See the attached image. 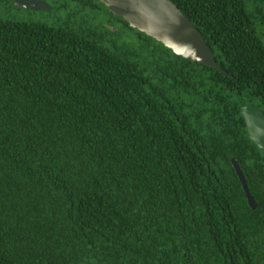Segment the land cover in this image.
Listing matches in <instances>:
<instances>
[{
	"label": "trees",
	"instance_id": "16d2710c",
	"mask_svg": "<svg viewBox=\"0 0 264 264\" xmlns=\"http://www.w3.org/2000/svg\"><path fill=\"white\" fill-rule=\"evenodd\" d=\"M14 1L0 0V264H264V156L241 114L264 112V0H172L234 77L101 0H46L54 22L4 17Z\"/></svg>",
	"mask_w": 264,
	"mask_h": 264
},
{
	"label": "water",
	"instance_id": "95a60500",
	"mask_svg": "<svg viewBox=\"0 0 264 264\" xmlns=\"http://www.w3.org/2000/svg\"><path fill=\"white\" fill-rule=\"evenodd\" d=\"M118 17L124 18L131 27L146 33L177 55L228 73L215 58L207 39L195 23L172 0H101ZM17 8L32 11L51 10L46 0H15ZM241 114L245 119L251 140L264 156V112L254 104H245ZM232 163L243 184L249 205L253 209L258 204L251 193L247 178L240 163L233 158Z\"/></svg>",
	"mask_w": 264,
	"mask_h": 264
},
{
	"label": "rangeland",
	"instance_id": "374dc122",
	"mask_svg": "<svg viewBox=\"0 0 264 264\" xmlns=\"http://www.w3.org/2000/svg\"><path fill=\"white\" fill-rule=\"evenodd\" d=\"M2 5V4H0ZM14 5V3H13ZM52 5V4H51ZM15 6V5H14ZM16 7V6H15ZM52 9H54V6L52 5ZM6 13L3 15L8 17L17 18L18 20H36V21H49L54 22L55 20L63 19L65 18V13L60 12H54V14H44V12L51 11V10H43V11H32L29 9H23V8H14V7H5Z\"/></svg>",
	"mask_w": 264,
	"mask_h": 264
}]
</instances>
